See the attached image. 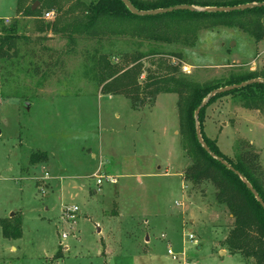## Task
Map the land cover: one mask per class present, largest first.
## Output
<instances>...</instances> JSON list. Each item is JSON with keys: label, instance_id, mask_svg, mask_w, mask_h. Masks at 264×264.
<instances>
[{"label": "rangeland", "instance_id": "obj_1", "mask_svg": "<svg viewBox=\"0 0 264 264\" xmlns=\"http://www.w3.org/2000/svg\"><path fill=\"white\" fill-rule=\"evenodd\" d=\"M95 1L60 0L53 18L45 17L47 7L35 18L17 13V0H0V23L17 22L18 33L29 39L15 66L0 70V219L14 213L23 225L14 240L0 226V264H245L241 254L222 253L233 219L215 201L214 186L197 189L183 177L191 160L179 135L180 96L162 93L154 105L133 108L124 95L102 93L96 66L98 53L112 61V54L122 59L141 52L144 68L153 69L161 58L180 59L152 53L175 52L185 81L223 84L264 69V39L256 42L236 27L206 29L181 20L188 44L131 35L78 37L72 44L66 34L47 29L65 17L62 12L70 10L69 18L80 2ZM35 2L41 8L40 0H23V8ZM242 97L215 99L202 113L203 130L233 161L238 140L251 141L264 167V113L245 108ZM181 101L186 111L185 96ZM98 168L115 182L97 185ZM65 205L80 208L74 224L62 220Z\"/></svg>", "mask_w": 264, "mask_h": 264}, {"label": "trees", "instance_id": "obj_2", "mask_svg": "<svg viewBox=\"0 0 264 264\" xmlns=\"http://www.w3.org/2000/svg\"><path fill=\"white\" fill-rule=\"evenodd\" d=\"M23 0H17V13L31 17H39L45 7L47 11H55L61 7L60 0H40L41 8L33 10V6L24 7ZM134 6L143 10H155L165 7L188 4L204 9L211 6L228 7L244 5L245 3H261L264 0H233L227 3H206L200 0H130ZM61 10V9H60ZM73 16L66 18L71 11L62 12L65 17H57L47 23V29L56 34H66L72 44H76L78 37L101 41L110 36L135 38L154 41L157 43L174 44L189 43V34L183 31L178 20L185 24H199L202 28L211 26L236 27L248 32L256 42L264 39V6L245 9L244 11L207 12L203 10H177L160 15L133 14L121 0H96L90 5L80 2L75 6ZM44 24V23H43ZM17 22L11 25L0 23V70L9 72V67L15 66L21 45L27 42L26 37L17 31ZM152 56L169 55L180 59L161 58L151 68H144L143 59L146 54L141 52H127L121 57L112 54L98 53L97 76L102 93L110 95H124L131 100L133 108H141L146 104H153L156 97L162 93H174L180 96L179 135L181 144L191 163L184 167L183 177L190 181L195 188L210 183L215 188V201L227 206L229 215L233 219V226L227 233L223 244L235 254H241L246 264H264V208L248 187L252 185L262 201H264V167L261 164V152L251 142L243 138L236 145L237 158L231 160L221 151L218 140L211 139L204 133L202 113L213 101L230 93L242 94L245 108L264 113V83H253L246 87L235 89L229 93L217 94L210 99L208 105L201 109L199 119L195 118L197 107L213 92V90L240 84L251 79L264 81V69L261 72H247V74L232 75L224 82H213L211 85H192L185 81L181 73L183 64L181 53L154 52ZM145 74L144 83L140 78ZM185 96L186 111L181 98ZM6 98V96H4ZM140 104V105H139ZM200 123L201 135L208 145L210 152L202 146L197 131ZM217 157L225 160L231 168L224 165ZM41 158L32 157V161ZM238 171V172H236ZM3 236L9 239H19L23 235L22 217L15 215L0 219ZM59 253V252H58ZM58 253L55 257H58Z\"/></svg>", "mask_w": 264, "mask_h": 264}, {"label": "water", "instance_id": "obj_3", "mask_svg": "<svg viewBox=\"0 0 264 264\" xmlns=\"http://www.w3.org/2000/svg\"><path fill=\"white\" fill-rule=\"evenodd\" d=\"M122 2H124L125 5H127V7L129 8V10L138 16H143V15H160V13H169V12H174L177 10H189V11H198V10H203V11H207V12H227L228 11H244L245 9H250V8H255V7H260L264 6V1H262L261 3H245L244 5H235V6H228V7H216V6H211V7H207L204 9L198 8L195 5H188V4H178L177 6H172V7H165V8H160V9H155V10H139L137 9L134 4L130 1V0H121ZM38 2H35L33 5V10H36L37 6H38ZM253 83H264V81L260 80V79H251L248 80L247 82H243L240 84H231L230 86L227 87H222V88H218L213 90L212 93H210V95L203 101V103L201 105H199L197 107V110L195 111V118L198 120L199 118V113L201 111L202 108H204L206 105H208V103L210 102L209 100L213 98V96L217 95V94H224V93H229L232 90L235 89H239V88H243L246 87L249 84H253ZM26 107L29 106V102H27L25 104ZM1 133V131H0ZM196 135H198V138L202 144V146L204 147V149L210 152V149L208 147V145L204 142L203 140V136L201 135V128H200V123L199 121L197 122V131H196ZM214 156V154H212ZM224 165H226L228 168H231V166L225 161L223 160L221 157H217ZM234 169V168H231ZM238 172V171H236ZM239 174V172H238ZM248 187L252 190V192L254 193V195L256 196V198L258 199V201L261 202L263 208H264V201H262V199L260 198V196L258 195V193L256 192V190L254 189V187L252 185H249L247 183ZM14 216V213H12L11 217ZM223 253V251H222Z\"/></svg>", "mask_w": 264, "mask_h": 264}, {"label": "built area", "instance_id": "obj_4", "mask_svg": "<svg viewBox=\"0 0 264 264\" xmlns=\"http://www.w3.org/2000/svg\"><path fill=\"white\" fill-rule=\"evenodd\" d=\"M53 16H54V12H52V11H46L45 12V17L46 18H53ZM8 21H9V18L4 20V22L6 24H8ZM93 177L97 179L96 183L99 186L103 183L104 180L105 181H109L111 183H114L115 180H116L115 177L102 172L101 168L97 169L96 173L93 174ZM79 210H80V208L75 206V205H72V206L65 205L64 206L62 220L63 221H65V220L66 221H72V223L74 224L75 220L77 218V214H78ZM71 227H73V225ZM67 236H68V233H66V232L62 234L63 239H65V237H67ZM189 237L192 240L194 239L192 233L189 234ZM168 253L173 255L174 259L177 258V255H175L173 253L172 249H168Z\"/></svg>", "mask_w": 264, "mask_h": 264}, {"label": "crops", "instance_id": "obj_5", "mask_svg": "<svg viewBox=\"0 0 264 264\" xmlns=\"http://www.w3.org/2000/svg\"><path fill=\"white\" fill-rule=\"evenodd\" d=\"M233 61H240L238 58H233ZM263 66H264V64H263ZM100 230V229H99ZM222 250V249H221ZM228 250V248L226 247V248H224V253L223 254H225V251H227ZM229 251V250H228ZM246 264V263H245Z\"/></svg>", "mask_w": 264, "mask_h": 264}]
</instances>
